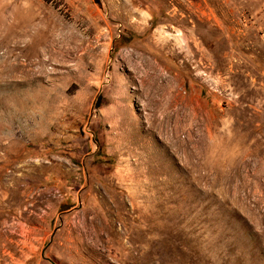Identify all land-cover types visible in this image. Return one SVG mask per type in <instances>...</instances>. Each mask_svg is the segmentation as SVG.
<instances>
[{
	"label": "rangeland",
	"instance_id": "374dc122",
	"mask_svg": "<svg viewBox=\"0 0 264 264\" xmlns=\"http://www.w3.org/2000/svg\"><path fill=\"white\" fill-rule=\"evenodd\" d=\"M0 264H264V0H0Z\"/></svg>",
	"mask_w": 264,
	"mask_h": 264
},
{
	"label": "trees",
	"instance_id": "16d2710c",
	"mask_svg": "<svg viewBox=\"0 0 264 264\" xmlns=\"http://www.w3.org/2000/svg\"><path fill=\"white\" fill-rule=\"evenodd\" d=\"M43 1H47V0H43Z\"/></svg>",
	"mask_w": 264,
	"mask_h": 264
}]
</instances>
